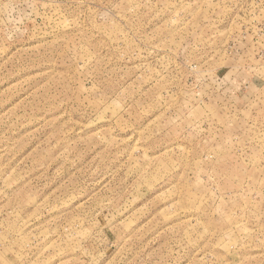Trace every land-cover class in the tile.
Wrapping results in <instances>:
<instances>
[{"label": "rangeland", "instance_id": "1", "mask_svg": "<svg viewBox=\"0 0 264 264\" xmlns=\"http://www.w3.org/2000/svg\"><path fill=\"white\" fill-rule=\"evenodd\" d=\"M0 264H264V0H0Z\"/></svg>", "mask_w": 264, "mask_h": 264}]
</instances>
